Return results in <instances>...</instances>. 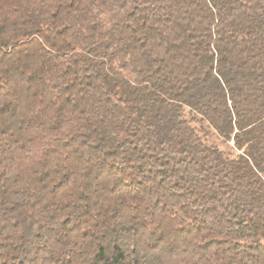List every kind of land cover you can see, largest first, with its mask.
Instances as JSON below:
<instances>
[{
  "label": "trees",
  "instance_id": "trees-1",
  "mask_svg": "<svg viewBox=\"0 0 264 264\" xmlns=\"http://www.w3.org/2000/svg\"><path fill=\"white\" fill-rule=\"evenodd\" d=\"M0 264H264V0H0Z\"/></svg>",
  "mask_w": 264,
  "mask_h": 264
}]
</instances>
